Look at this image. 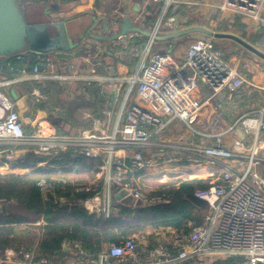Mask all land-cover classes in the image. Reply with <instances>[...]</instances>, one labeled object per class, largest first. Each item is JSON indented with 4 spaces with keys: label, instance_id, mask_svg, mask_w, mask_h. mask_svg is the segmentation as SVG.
I'll return each instance as SVG.
<instances>
[{
    "label": "built area",
    "instance_id": "obj_1",
    "mask_svg": "<svg viewBox=\"0 0 264 264\" xmlns=\"http://www.w3.org/2000/svg\"><path fill=\"white\" fill-rule=\"evenodd\" d=\"M148 1L157 8L152 34L139 49L142 53L134 71L95 76L94 80L103 87L110 86V91L103 90L102 117L87 114L93 120L90 127L67 133L60 128L51 130L47 119L38 118L31 129H26L16 103L1 89L17 83L18 78H0V144L10 146L0 150V160H16L27 147H34L35 153L46 161L64 152L99 158L97 177L103 178L102 187L97 190L94 182L77 190H95L82 203L89 212L107 216L117 201L116 189L126 192L123 198L130 197L131 206L169 203L171 195L162 189L173 178L188 180L182 167L216 165L221 171L207 177L209 186L195 191L197 198L209 204V212L201 224L191 225L187 231L169 228L168 241L158 235L159 229L141 231L119 243L109 244L98 260H86L95 264H211L241 257L245 264H264V107L258 115L248 113L240 118L238 124L244 132L243 138L230 136L235 132L234 126L221 133L198 131L195 125L201 124L207 104L195 96L201 86L210 88L212 97L223 90H228L231 97L249 85V81L215 49L212 39L192 43L181 62L170 52H155L156 35L177 28L178 17L173 11L181 1ZM263 4L264 0H226L221 8L264 22L260 14ZM126 17L133 23L146 20L142 13L123 14L122 19ZM110 22L113 24V20ZM134 36L141 35L130 32L119 37L115 42L120 47L118 55L124 52L121 43ZM130 53L136 54V49ZM51 56L39 58V62H45L43 70L51 71H40L36 65L35 79L77 80L68 73L75 67L73 61L61 63ZM19 73L26 74L27 70ZM141 102L151 103L159 113ZM179 122L201 134L203 141L196 144L180 132ZM205 139H214V142L207 144ZM20 146L24 150H18ZM169 162L176 163L173 169L167 165ZM143 174L156 176L163 185L152 189L140 185L136 180ZM38 185L44 195L55 189L45 178ZM25 257L36 264H49L46 258L34 261V250L27 251Z\"/></svg>",
    "mask_w": 264,
    "mask_h": 264
},
{
    "label": "trees",
    "instance_id": "obj_2",
    "mask_svg": "<svg viewBox=\"0 0 264 264\" xmlns=\"http://www.w3.org/2000/svg\"><path fill=\"white\" fill-rule=\"evenodd\" d=\"M85 2L87 0H23L22 4L52 5L60 9ZM96 3L99 4V0H96ZM156 10L157 8L147 12L153 20ZM37 56L38 53H25L20 55V58L9 59L8 62L13 72L18 73L23 69H33L39 62ZM46 84L47 82H44L42 86ZM17 89H22V83L9 86L5 91L15 100L13 90ZM46 90L49 91L48 86L47 89L45 87L42 89L44 92ZM96 106L97 103L82 99L79 102L73 101L72 105L67 107V111L71 116L69 113ZM26 149L27 151L16 160H0V168L7 165L13 170L30 169L26 173L15 171L0 173V201L8 204V207L0 211V257L8 248L21 250V247L25 246L26 250L32 249L31 245L35 238L32 229H37L39 242L34 250V261L46 258L49 264H66L70 249L65 247H68L69 243L73 246L78 245L80 250L84 251L86 259L97 260L111 243H119L146 230L174 228L187 231L191 225L201 224L209 212V204L195 196V191L209 186L210 180L207 178H193L183 180L177 185L166 186L162 191L170 193L169 203L131 206L115 201L109 216L89 212L82 202L95 194V190L78 191L82 184L71 188L67 180L56 176V172L79 169L89 173L93 178L99 171L101 160L64 152L43 164L47 159L36 154L34 147ZM42 178L55 187L47 195L43 194L38 185ZM96 185L99 190L103 185V179L101 178ZM17 207L25 209L30 215L42 218L44 223L32 226L30 218L16 211ZM25 224L29 226L22 229ZM211 264H245V260L241 257H231Z\"/></svg>",
    "mask_w": 264,
    "mask_h": 264
},
{
    "label": "crops",
    "instance_id": "obj_3",
    "mask_svg": "<svg viewBox=\"0 0 264 264\" xmlns=\"http://www.w3.org/2000/svg\"><path fill=\"white\" fill-rule=\"evenodd\" d=\"M95 0H87L85 3L81 4H75L70 5L66 7L65 9H57L53 10L52 16L56 19L61 20H70L73 18H77L78 16H82L83 14H87L91 12L94 8ZM181 1V0H180ZM216 1V0H211ZM23 2V0H21ZM201 4H198V2H195L193 0H182L181 3L175 8L174 14L178 17V26L175 30L169 32H177L179 30H183L185 28H189L192 26H202L204 28H207L209 30H212L214 33H225V34H232L234 36H237L238 38H241L248 44L252 45L256 50L260 51L262 55L257 54L255 51L250 50L240 44L238 41L234 40L231 37H215L214 35H209L204 32H192L190 34H184L181 36H178L176 38H173L170 41H158L156 44L154 51L155 52H170V48H173V54H171L173 57H175V60L181 62L186 57V53L188 48L192 43H194L197 40L202 39H212L214 42V46L216 50H219L223 53V58L230 62L231 64L235 65L240 73L245 77L247 81H249V85H245L241 87L238 92H236L234 95L230 97V92L228 90H223L218 95H215L212 97L213 93L210 88L206 86H201L198 91L195 92V96L206 100L207 104L205 106V109L203 111V116L201 120V124H197L200 127H202V132H208V133H221L222 131L228 130L230 127H235V132L231 133L230 136L239 135V130H242L240 128V125L238 124V121L242 116L245 114L251 113L252 115H258L261 108L264 107V22H258L255 20L250 19H243L242 22L239 23H225L220 22L218 27H205L207 23V19L209 18L207 14L211 9L210 7H206L205 2L208 4L210 3L209 0H202ZM133 7H137V9L140 8L141 5L146 6L147 5V12L148 10L154 9L152 4L148 0H138V2L134 3V0L132 2ZM28 6V5H27ZM32 6V5H31ZM36 6L40 7V9L48 8V5H38ZM194 6H199L197 11L200 13H197L195 17L187 16L183 13V11L187 8V10L194 9ZM201 6V7H200ZM213 6V5H211ZM205 9V10H204ZM126 10V9H125ZM130 12L131 9H128ZM127 12V14H128ZM126 13V12H125ZM124 14V13H123ZM260 14L264 18V4L260 9ZM109 20H113L115 17ZM105 19V18H104ZM106 20V19H105ZM99 22V21H97ZM144 23H146V20H144ZM148 23V22H147ZM109 24L112 26L113 24ZM145 39L142 38V36H134L132 38H126L124 43H121V45L124 48V52L122 55L119 54L120 47L117 48V44L115 42H112L111 50L109 48H104L103 51H93L92 49L84 52L79 62H73L74 68L68 70V73L71 75H74L79 82H85L87 81L88 90H98V88L101 89V97L104 96L103 90L105 87L101 85L98 81L94 80L95 76H105L107 74H111L112 72L116 73H128L135 70L138 58L140 57L141 53L139 49L142 48V46L145 44ZM89 44L94 46L95 42L88 41ZM127 46V47H126ZM107 47V45H106ZM115 49V52L112 50ZM132 49H136V54L132 55L130 51ZM118 53V54H117ZM137 53H139L137 55ZM25 53H21L18 55H24ZM44 55H52L54 54H44ZM43 56L42 54H38L37 59L41 58ZM17 58L16 56H13ZM10 57L7 59V62L9 59L13 58ZM90 61V64L88 62ZM56 62H58L56 60ZM9 63V62H8ZM37 65H39L37 63ZM42 67L39 65V68ZM27 70L26 74L23 73H17L15 72V77L18 78L17 83H14L9 86H14L19 83H22V89H17V91H14V94L16 95V99L13 100L16 105L15 108L19 110L22 116V120L24 123V126L26 129H31L34 126V122L38 118H45L47 121L52 125L50 127L51 130H54L55 128H60L63 130V124L66 123L64 121L62 123L61 117L53 118V116H50L47 111H45V108L47 109V105L44 104L43 100L45 99V95H49L48 91L46 92L42 91V89L45 87L47 89V85L42 86L44 82H41L42 80H37L34 77L33 69ZM58 70V69H56ZM50 69L45 68L43 72H49ZM51 73V72H50ZM58 74L63 73V71H57ZM89 76V80H88ZM93 79V80H92ZM47 81L53 80V79H45ZM46 81V82H47ZM59 81V80H57ZM80 85V83H79ZM9 86H2L1 89L6 93V89ZM73 86L75 89L78 88V82L73 83ZM68 91V94L71 96V92H69V89L66 88ZM100 93V92H99ZM7 94V93H6ZM73 96V95H72ZM78 98H85L93 103H97L96 107H91L89 109L82 108L75 112L74 116L76 117L77 113L79 111L84 110V113L86 114L85 117H88V113H92L94 117H102V113L100 111V101L99 98H95L97 102H95L94 98H91L89 96V93L83 96V94H76L73 96L74 100H77ZM49 99V98H48ZM21 103V107L23 108L22 111L20 110L19 106ZM58 108V107H56ZM49 111V108H48ZM100 111V112H99ZM77 119V117H76ZM80 119H77L79 121ZM74 121H71L69 124V130L72 129V126H75ZM91 123V124H90ZM89 127L93 124V120L89 119ZM195 125V126H197ZM78 127L75 126V129ZM218 128H222L219 131H216ZM241 133V132H240ZM185 134V133H183ZM190 137L189 134H185ZM240 136V135H239ZM241 137V136H240ZM244 137V135H243ZM241 137V138H243ZM193 140V137H190ZM12 146V145H11ZM6 147H10L8 144H0V150L5 149ZM20 146L18 150L22 149ZM20 150V151H22ZM213 165V164H212ZM170 169H173V167H169ZM193 166L188 165L186 167H182V171L185 175H187V179H193V178H201L202 176L207 178L212 173H219L221 171V168L213 165L209 166V164L202 166L201 168H195L197 171H193ZM14 171L13 169L8 170V172ZM150 174H143L139 177L140 180H136L137 182H140L141 180H149V178L145 179V176ZM197 175V176H196ZM151 176V180L154 179L152 177H156L153 175ZM177 185V184H176ZM4 207H8V204L3 201H0V211L4 209ZM16 211H19L23 215H26L30 218V224L33 225H39L41 223H44V220L39 217H35L34 215H30L29 212H27L25 209H21L19 207L16 208ZM27 226L29 224L23 225L22 229H27ZM32 233L35 235L34 242L31 245L32 249L29 250H35L36 246L38 245V236L39 231L37 229H32ZM37 236V237H36ZM66 246V245H65ZM25 246L21 247V250L15 249V248H8L5 251V254L0 257V264H36L33 263L31 260L27 259L25 257V253L29 250H26L24 248ZM70 249V255L66 257V264H95L90 263L89 260H86L85 256L82 253V250L78 247V245H72L68 244V247H65V249ZM98 260V259H97Z\"/></svg>",
    "mask_w": 264,
    "mask_h": 264
},
{
    "label": "rangeland",
    "instance_id": "obj_4",
    "mask_svg": "<svg viewBox=\"0 0 264 264\" xmlns=\"http://www.w3.org/2000/svg\"><path fill=\"white\" fill-rule=\"evenodd\" d=\"M182 1V0H181ZM195 2H198V4L203 3L202 0H193ZM226 0H216L211 1L209 0V4L207 2H205L206 7H210V11L207 13L208 15V21L205 25V27L207 26H211V27H218L220 22H225V23H239L242 22V18L246 19V17L240 16L239 13L234 12L231 9H222L221 7L224 5ZM133 0H99V4L96 3V0L94 1V8L91 12L87 13V14H83L82 16H78L77 18H73L70 20L66 21V25L68 28V31L70 30L69 33V38L72 42V46L75 49L77 48H84V52L88 51L87 53H89V50H91V44H89L88 41H93L95 43H99L100 45L105 44V40L103 38L102 35H105L103 27H102V23L104 22V18L105 19H109L106 17H110V19H112L113 17H115L113 19L116 20L119 17L123 16V13L125 15H133L134 13L138 14V13H142L143 17H145L146 19L149 20L148 23H144L145 19H141L140 21H136L133 23V26H137L139 29V34L142 36V38H144L145 40H147V38H149L148 34L150 32H152V25L153 22H155L153 20V18H151L148 13L147 10L144 8L143 5L140 6L139 9H137V7H133L134 4H132ZM138 2V0H134V3ZM21 12L24 13L25 12V8L26 6L24 4H22L19 0L18 2ZM153 6V8L156 6L153 3H151ZM204 4V3H203ZM213 5V6H211ZM30 7L29 13H38V12H42V9H40V7L36 6V5H28L27 8ZM199 6H194V9L191 10H187V8L183 11L184 14H186L187 16L190 17H195V15H197V13H200L197 11ZM201 7V6H200ZM62 9H65L64 7H61ZM49 9V7H48ZM47 9V10H48ZM126 9V10H125ZM131 9L130 12H128ZM155 9V8H154ZM205 10V9H204ZM126 12V13H125ZM128 12V14H127ZM30 14V16H31ZM105 15V16H104ZM156 17V14H155ZM101 19L103 21H101ZM157 19V18H156ZM96 21H99V25H96ZM112 21V20H109ZM111 23V22H110ZM117 27L115 26V29ZM92 34H96L99 35L97 39H95V37H91L89 35ZM166 41H170L172 40V38L170 36H167ZM155 48V45H154ZM93 51H95L94 49H92ZM83 52V53H84ZM24 53V50H21V52L19 53H13V55L11 56H16L17 54H21ZM79 54L77 57L73 58L70 61L73 62H79L80 61V57L83 54ZM170 53L173 54V48H170ZM51 56V55H49ZM52 58H54L53 56H51ZM47 80H42L41 82H46ZM78 82V88L75 89L73 86V83ZM80 83V85H79ZM49 87V95L47 97L46 94L45 95V99L43 100L44 104L47 105V109L45 108V111L48 112V114L50 116H53V118H56V120L58 121L57 118H62L61 121L62 123L64 121H66L65 124H63V132H75L78 129L81 128H87L89 127V117H85L86 114L84 113V110L79 111L76 115L77 119H80L79 121H77L76 117L74 116V113H69L71 116L68 115V111H67V107L71 106L73 101L75 102H79L80 100H85L84 98H78L77 100L73 99V96H75L77 93L78 94H83L87 96V94L89 93V96L91 98H99L100 104L99 107L101 108V89L98 88V90H92L89 89L88 90V85H87V81L85 82H79V81H75V80H69V81H62V80H50L47 81L46 84ZM69 89V92H71V96L70 94H68L67 89ZM106 91H110V86L106 85L105 86ZM100 92V93H99ZM73 95V96H72ZM14 96L16 97V95L14 94ZM49 98V99H48ZM21 103H20V110L22 111V107H21ZM58 107V108H56ZM49 108V111H48ZM85 109H89V108H85ZM100 112V111H99ZM92 120V119H90ZM71 121H74L72 123H74V125L76 127H78L77 129H75V126H72V129L69 130V124L71 123ZM178 127L180 128V132H183L185 134H189L190 137H193V141L196 144H199L203 141V136L199 133H195L193 132V130L189 127H186L182 122L178 123ZM195 128L202 132L203 129L202 127H200L199 125L195 126ZM222 128H218L216 131L221 130ZM205 141L207 142V144H212L214 142V139H205ZM169 158L170 155L168 154ZM9 160H15V159H9ZM47 161H45L43 164H46ZM187 164V163H185ZM169 167H174L176 165V163L174 162H169L167 164ZM209 166H213L212 164H209ZM9 168L11 169L10 166L4 165L3 167L0 168V173H4L7 174ZM264 168V167H263ZM193 171H197L195 168H193ZM14 172V171H13ZM16 172V171H15ZM29 171H24V172H19V173H26ZM56 176L62 177L64 180H67L69 182V186L72 188H74V186H76L77 184H82L81 186H88L93 184L94 182H98L99 180H101V178L97 177V174H95V176L93 178H91V176L89 175V173L87 172H83L80 171L79 169H75L71 172H62V170H57L56 172ZM149 178V180H141L140 182H138L140 185L147 187L149 189H152L153 187H158V186H162L163 183H161L159 181V178L157 179V177H152L154 179L151 180V176L147 175L145 176V179ZM201 178H205V177H201ZM103 179V178H102ZM140 180V179H138ZM182 180V177H180L179 179L177 178H173L172 180L167 182V185H171V184H178L180 181ZM159 232L158 235L163 237V240L168 241L169 237H170V229L167 228H161L158 230Z\"/></svg>",
    "mask_w": 264,
    "mask_h": 264
},
{
    "label": "water",
    "instance_id": "obj_5",
    "mask_svg": "<svg viewBox=\"0 0 264 264\" xmlns=\"http://www.w3.org/2000/svg\"><path fill=\"white\" fill-rule=\"evenodd\" d=\"M18 2L19 0H0V78L11 79L15 76L7 59L13 57L11 56L13 53H19L21 50H24V53L54 54L61 63H67L84 52L85 49L83 47L77 48L74 51L72 42L69 38L70 30L68 31L66 25L67 20L56 19L52 16L53 10L59 9L58 6L54 7L50 5L49 9L43 8L42 12L31 14L28 10L30 7L27 8V6L25 12L22 13ZM147 22H149L148 19H146V23ZM96 25H99V22L96 21ZM115 26L117 27L116 29ZM102 27L105 33V35H102L105 44L100 45L97 42L94 46L90 47L100 52L103 51L104 48H109L111 50L113 45L112 42H116L120 36L130 32L139 33L138 27L133 26L130 17L124 19L119 17L113 21L112 26L109 24V19H106L102 23ZM197 31L214 35L215 37H231L246 48L262 55L260 51L237 36L225 33H214L212 30L202 26H192L173 33L158 34L155 38L158 41H166L167 36L173 39ZM151 34L152 32H150L148 36H151ZM89 36L97 39L99 35L92 34ZM112 50L115 52V49ZM38 64L42 66L40 67V71H43L45 62L41 61L38 62ZM141 104L153 110L155 113H159L157 108L151 103L146 104L141 102ZM243 133L242 130H239V135L241 137H243ZM125 193L124 190L119 191L116 189L115 199L122 204L130 205L131 198H123Z\"/></svg>",
    "mask_w": 264,
    "mask_h": 264
},
{
    "label": "flooded vegetation",
    "instance_id": "obj_6",
    "mask_svg": "<svg viewBox=\"0 0 264 264\" xmlns=\"http://www.w3.org/2000/svg\"><path fill=\"white\" fill-rule=\"evenodd\" d=\"M75 50H76V49H75ZM75 50H74V51H75Z\"/></svg>",
    "mask_w": 264,
    "mask_h": 264
}]
</instances>
